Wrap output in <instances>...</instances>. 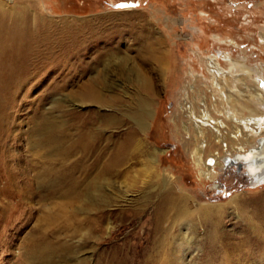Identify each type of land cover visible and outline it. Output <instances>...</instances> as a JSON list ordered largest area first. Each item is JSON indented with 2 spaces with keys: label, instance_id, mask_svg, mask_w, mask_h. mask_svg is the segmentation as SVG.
<instances>
[{
  "label": "rangeland",
  "instance_id": "374dc122",
  "mask_svg": "<svg viewBox=\"0 0 264 264\" xmlns=\"http://www.w3.org/2000/svg\"><path fill=\"white\" fill-rule=\"evenodd\" d=\"M0 6L9 22H50L53 49L51 63L21 72L14 87L0 83V264H264V178L249 176V161L238 157L264 138V0ZM87 85L108 104L82 103ZM144 101L139 136L149 151L85 182L76 196L56 193L48 180L59 157L52 145L33 144L38 117L63 122V135L92 123L103 129L100 121L112 117L115 125L101 134L120 137L138 128L132 117ZM73 119L80 128L66 127ZM170 191L187 198L185 211L167 213L156 227ZM60 240L72 253L36 259L37 244Z\"/></svg>",
  "mask_w": 264,
  "mask_h": 264
},
{
  "label": "bare ground",
  "instance_id": "6f19581e",
  "mask_svg": "<svg viewBox=\"0 0 264 264\" xmlns=\"http://www.w3.org/2000/svg\"><path fill=\"white\" fill-rule=\"evenodd\" d=\"M1 1L2 0H0V2ZM1 8L2 7L0 6V9ZM50 24L51 23L48 22V24L42 28V25H31L26 20L13 21L12 19L9 22L0 12L1 84L9 83V87H14L15 84L20 82L18 79L21 72L30 67L32 68V66H37L38 64L51 63L50 58L53 49L52 38L50 36L52 31L49 33ZM40 46H42L41 49H43L41 51L39 50ZM143 57L145 56L143 55ZM145 58L146 60L148 59V57ZM28 60L30 61L28 62ZM209 65L212 67V79H216L220 74V69L214 59L211 60ZM212 70L216 71L214 72L215 74ZM28 80L29 79H25L24 82ZM139 81L148 96H150V94H152V82L150 78L143 76ZM229 96L230 94H226L224 98L228 99ZM80 98V101L84 104L96 103L99 104V106H106L108 104V101L101 100L98 92L88 85L83 87ZM148 106V101H144L141 110L134 113V117H132L138 128H132L130 126L126 127L122 134H120V137H114V134L107 136L101 134L104 129L107 130L115 125L113 123L115 119L112 117H107L104 121H100L101 126L99 128L103 129L98 130L97 127L99 125L95 127L96 124L92 123V126L90 124L85 125L84 128L82 127L76 132H71L68 135L66 134V136L63 135L62 132L60 133V130L63 127V122L54 123V121L46 119L45 116L40 115L37 121L34 122L32 128V133L38 136V139H35L33 144L48 143L54 147V153L59 157L57 158L59 165L54 164V166L49 168L51 176L48 182H51L53 186L59 185V188H55V192L64 196H76L74 193L76 190L81 189V186H83L85 182H95L103 176L113 174L115 169H118L121 165L127 164L138 150L145 149L146 151H149L143 142V139L139 136L140 132H142V129L145 127ZM233 120L240 123L242 119L233 118ZM220 125L222 124L220 123ZM66 127L80 128L81 124L73 119L69 126ZM196 128L197 133L200 136H204L203 129H201L200 126ZM220 130L221 129L218 127L217 136L220 135ZM257 143V146L249 149L245 154H240L238 157L247 158L246 160L249 161L250 170H257L256 173H260V180L264 178V166H260L264 163L263 136L258 138ZM203 150L202 148L199 149L197 147V150L195 151L196 153L194 152L199 163L201 157L198 153ZM242 151L244 152V150ZM242 151L240 150L238 152ZM221 159L225 160V163L231 161V158L229 159V157ZM215 163V160L210 159L209 167L215 165ZM41 177L42 174L39 175V178ZM171 192L172 191L168 192L167 196H165L166 198L162 199L157 212L155 211L157 214V222L156 225H154L156 227L160 226L162 217H165L167 213H171V215H174L173 217L177 218V216L185 211L183 207L187 202V198L181 197L179 194L175 195ZM200 213L201 219L207 214L206 211H201ZM35 249L38 251L36 259L39 258L44 261L51 260L53 256L63 257L64 255L72 253V248L66 241H61L59 243L44 241V243L37 244Z\"/></svg>",
  "mask_w": 264,
  "mask_h": 264
},
{
  "label": "flooded vegetation",
  "instance_id": "af4514ba",
  "mask_svg": "<svg viewBox=\"0 0 264 264\" xmlns=\"http://www.w3.org/2000/svg\"><path fill=\"white\" fill-rule=\"evenodd\" d=\"M248 169H249V176H252V178H254L255 180H258L259 179V175L260 173H256L257 170H250V165L248 166Z\"/></svg>",
  "mask_w": 264,
  "mask_h": 264
},
{
  "label": "water",
  "instance_id": "95a60500",
  "mask_svg": "<svg viewBox=\"0 0 264 264\" xmlns=\"http://www.w3.org/2000/svg\"><path fill=\"white\" fill-rule=\"evenodd\" d=\"M253 185V184H252Z\"/></svg>",
  "mask_w": 264,
  "mask_h": 264
}]
</instances>
